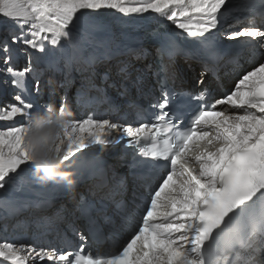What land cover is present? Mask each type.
Masks as SVG:
<instances>
[{
  "label": "snow or ice",
  "instance_id": "6c2138e0",
  "mask_svg": "<svg viewBox=\"0 0 264 264\" xmlns=\"http://www.w3.org/2000/svg\"><path fill=\"white\" fill-rule=\"evenodd\" d=\"M230 5L231 0H0V15L15 27L10 41H0V73L17 90L14 102L0 105V122L25 118L20 126H0V193L25 182L32 167L25 134L40 113L33 111L40 87L36 79L34 95L28 79L41 66L29 50L58 52L46 67L63 62L94 77L98 66L121 55L114 46V26L102 19L109 10L125 17L156 14L183 35L182 41L164 37L157 49L160 91L147 108L136 105L132 119L127 114L119 120L92 114L71 119L62 125L56 148L69 160L93 146L123 145L128 173L113 172L111 178L105 173L99 186L108 188L107 200L114 208L110 225L116 219L127 222L139 203L144 204L131 239L114 254L88 248L90 240L104 238L95 227L87 234L75 230L74 241L65 238L62 245L40 243L39 237L0 240V264H264V60L242 71L234 87L214 103L207 102L206 88L194 94L199 104L194 111L182 108L169 86V79L175 84L170 70L181 43L195 46L185 59L202 65L201 76L219 72L222 57L213 37L227 23ZM258 14L264 18V0ZM240 38L264 49V22L243 24L226 36L227 42ZM12 45L21 46L22 67L16 65ZM123 55L141 58L147 50ZM118 63V75L131 79L129 61ZM226 63L238 64V53ZM143 75H137L134 85L142 83ZM46 86L54 91L52 80ZM51 108L48 104L47 110ZM13 212L21 214L18 207Z\"/></svg>",
  "mask_w": 264,
  "mask_h": 264
},
{
  "label": "bare ground",
  "instance_id": "6f19581e",
  "mask_svg": "<svg viewBox=\"0 0 264 264\" xmlns=\"http://www.w3.org/2000/svg\"><path fill=\"white\" fill-rule=\"evenodd\" d=\"M255 1L256 0H231V15L225 26L221 28L219 32H216V34L218 36H223V34L230 33L233 28L234 30H237L243 24H248L250 22L252 23L253 21H242L240 20V17L242 13H247L248 10L252 9V4H254ZM150 14L151 17L149 19ZM134 16L135 15L128 17L123 16L116 25L113 24V22H108L110 25L114 26L113 31H115L116 36L115 45H120L124 38L123 34L121 33V27H125V25L131 24L133 22L132 18ZM144 16L147 17V21L145 24L142 23L138 30L134 31L137 36L142 35L143 37H147V35H151L156 32L160 33V31H164L170 26L173 28L174 32L180 33V31L175 29V27L171 23L164 20V18L157 16L156 14L149 13L144 14ZM256 24L260 23L257 22ZM233 25L235 27L232 28ZM115 28H117V30H115ZM237 42H240L246 50L244 53L238 54L239 63H242V68L239 66L238 69L247 68L248 70H250L253 64H258L260 60H264V49H261L257 42L251 41L246 38H240ZM182 47L184 49H195L194 45L188 46L183 43ZM140 48L147 50V55L145 57L143 56L141 58H136L134 56L126 57L125 55H122L121 57H118L117 60L108 62L105 66H98L94 77L92 76L91 72L83 71L76 66L65 67L63 62L46 67V62L40 61L41 71L38 72L35 77H29L28 79V86L34 95H37L35 92V81L36 79L39 80L40 92L37 95V107L33 111L38 110L40 113H43L47 110V104H51L52 107L55 108V110L59 109L61 108L63 101L69 98L71 99V92L75 88L81 87L84 90L91 91L92 89H90L89 86H98L101 88L105 87L106 92L112 95L111 100H108L106 97L103 99V106L109 108L110 105V110L117 112V110L119 109L121 97L123 95H142L146 91L141 90L140 87H151L152 90L154 89V85L152 84V71L154 69L153 58L156 52L154 51L152 44L150 42L143 45L125 44L123 47V53ZM261 51L263 52V54L259 57ZM50 53L53 54L55 53V51ZM32 58L34 61H37V58H35L34 56H32ZM120 59H127L132 65V68L130 69L131 79H125L122 75H118L120 67L118 60ZM15 60L17 67H22L25 64L24 56L20 54V51L19 56L16 55ZM228 60L229 57H226L220 61L221 65L223 66L217 73L218 76L223 77L221 74L223 72L222 69H229L237 66V64L226 63ZM170 71L175 73V79H186L189 83L199 84L207 81V76H205V74L201 76V72L203 71L202 65L192 59H185V56H179L175 63L171 65ZM141 73L144 74L142 77V83L139 86H136L134 85L133 81H135L137 75H140ZM206 74L209 75L211 73L209 72ZM107 76L109 78L105 80V77ZM8 79L10 80L8 82V86H2L0 79V104H5V102L10 98L13 99V96L17 91L11 84V78L8 77ZM48 80L53 81L54 91L52 87L46 86V81ZM121 85H124V87H122ZM116 87L119 88L118 91L116 90ZM125 88L127 89V91H125ZM231 111L234 110L231 109ZM83 118L84 117L80 116L78 119ZM24 119L25 118H17V120L13 122H0V126L22 123ZM98 149L99 148L92 149L86 154L80 153L81 157L76 159L71 164L72 169L76 172V175L82 174L83 167L87 162V159L91 154H93V152L97 151ZM100 150H112V157H109L106 164L103 165L102 169L105 170L104 173L99 177L92 175L81 184H74L70 188L63 185V188H61V190L54 192H48V190L45 189H33L31 187H27L28 185L22 187L24 183H20V181H18L17 185L13 187V190L15 192L11 190L7 193H0V240H31L34 236L39 237V242L43 244L54 242L62 243L63 238L60 237L59 231L65 229L67 232H69L70 225L74 223V216L72 212L73 208L71 207L73 204H78L80 195L85 194L87 191L91 190L97 192V182H100V177H102L105 173L109 178L112 177L113 172L121 175L127 174V168L124 163L125 159H123L125 158V152L119 147V145L101 147ZM98 155L99 154H96V156ZM94 170L93 173L95 172ZM20 189L24 192H19L21 191ZM107 192L108 188L103 191L105 195L107 194ZM61 194H65V196H61ZM70 195L74 196V198H70ZM7 197L9 199H7ZM9 201H12L13 204L10 205ZM49 201H54L55 204H53L52 207L58 208V211L51 214L52 208H50V210L48 211L39 208L40 206L49 203ZM34 202H38V205H33ZM13 207L20 208L21 214L18 216L14 215ZM39 217H44V220L39 221ZM40 225L43 227H39ZM46 230V234L48 237H44V234L41 235V232H44ZM108 230L109 235L113 240L118 239V242L112 244L113 247L116 246L124 238L126 232V228L124 226L118 229H112V227L109 226ZM37 234L38 236H35ZM46 238H48V240H46Z\"/></svg>",
  "mask_w": 264,
  "mask_h": 264
},
{
  "label": "clouds",
  "instance_id": "9594fccd",
  "mask_svg": "<svg viewBox=\"0 0 264 264\" xmlns=\"http://www.w3.org/2000/svg\"><path fill=\"white\" fill-rule=\"evenodd\" d=\"M73 119V113L66 106L63 114L54 107L37 113L31 119L25 134V146L32 158L34 176L41 183H57L72 187L76 183V172L63 152L56 148L62 135V125Z\"/></svg>",
  "mask_w": 264,
  "mask_h": 264
},
{
  "label": "rangeland",
  "instance_id": "374dc122",
  "mask_svg": "<svg viewBox=\"0 0 264 264\" xmlns=\"http://www.w3.org/2000/svg\"><path fill=\"white\" fill-rule=\"evenodd\" d=\"M135 16H137V15H135ZM134 16V17H135ZM144 16V15H143ZM121 17H123V15L122 14H120V13H117V12H115L114 10H109V11H107V12H105V15H103V17H102V19H104V20H106L107 22H113V24H117L118 23V21L121 19ZM134 17L132 18V20H134ZM169 23H171V22H169ZM119 25H121V24H119ZM117 27V26H116ZM233 27H235L234 25L232 26V28ZM122 29H121V31L122 30H124V29H130V30H132V31H135V29H136V27H134V26H132V25H130V24H128V25H125V27H121ZM15 30V27H14V25H13V23H12V21H10V20H8L7 18H4L2 15H0V41H4V40H9L10 41V33L11 32H13ZM115 30H117V28H115ZM234 30V28L231 30V31H233ZM114 33H115V31H114ZM122 33V32H121ZM120 33V34H121ZM224 35V38L226 39V36H227V34H223ZM12 47V51L14 52L13 53V55H14V57H16V55H18L19 56V51H20V49H21V46L20 45H12L11 46ZM29 54L31 55V56H34L35 58H37V60L40 62V61H43V62H46L47 60H49V59H54V58H56V57H58L59 56V53L58 52H55V53H53V54H51L50 52L49 53H46V54H40V53H37V52H34V51H32V50H29ZM121 57V56H120ZM145 57V56H144ZM178 59V58H177ZM176 59V60H177ZM120 60H122V59H120ZM0 79H1V84H2V86H8V82L10 81L9 79H8V76H7V74H4V73H0ZM7 81V83H5L4 81ZM12 102H14L13 101V99L12 98H10L8 101H6L5 102V104H10V103H12ZM0 105H3V104H0ZM48 105V104H47ZM43 108H45V107H43ZM60 109V108H59ZM59 109H56L58 112H59ZM20 124L21 123H16V124H14V126L16 125H19L20 126ZM107 147V146H106ZM97 149V148H99L97 151H95V152H93V154H91V155H93V156H96V154H99V155H102L103 156V158L105 159V160H107L109 157H112V155H111V151L112 150H100V148H101V146H93L92 148H90V149H87V150H85L83 153H88V152H90L92 149ZM81 157V155H80V153L79 154H77V156L76 157H74L73 159H71L70 160V162H71V164L76 160V159H78V158H80ZM88 169H86V168H83V172H82V176H84V173H85V171H87ZM34 172V169H33V166L31 167V168H29L26 172H25V176L27 177V182L25 181V182H20V183H24V185H22V187L23 186H27V187H31V188H33V189H38V190H43V189H45V190H48V188L49 187H51L52 189H54V190H59V189H61V188H63V184H57V183H39L40 181L35 177V176H31V175H29V173H33ZM78 175H80V174H78ZM81 176V175H80ZM35 179H36V181H35ZM39 183V184H38ZM31 185V186H30ZM62 185V186H61ZM22 189V188H21ZM20 189V190H21ZM14 191L13 190V188L12 189H10L9 191ZM15 192V191H14ZM19 192H24V191H19ZM29 192V191H28ZM70 198H74V196H71L70 195ZM52 208V211H51V214L52 213H55L56 211H58L57 209L58 208H53V207H51ZM25 224V223H24Z\"/></svg>",
  "mask_w": 264,
  "mask_h": 264
},
{
  "label": "water",
  "instance_id": "95a60500",
  "mask_svg": "<svg viewBox=\"0 0 264 264\" xmlns=\"http://www.w3.org/2000/svg\"><path fill=\"white\" fill-rule=\"evenodd\" d=\"M76 182H78V179H76Z\"/></svg>",
  "mask_w": 264,
  "mask_h": 264
}]
</instances>
